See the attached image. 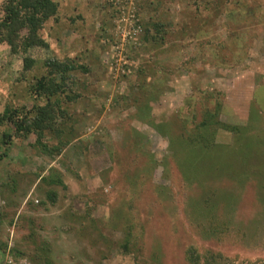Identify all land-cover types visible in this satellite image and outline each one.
Masks as SVG:
<instances>
[{"label": "rangeland", "instance_id": "rangeland-1", "mask_svg": "<svg viewBox=\"0 0 264 264\" xmlns=\"http://www.w3.org/2000/svg\"><path fill=\"white\" fill-rule=\"evenodd\" d=\"M54 2L46 46L0 41V115L48 102L30 90L61 80L49 62L75 66L58 96L63 151L36 135L0 143V264H188L190 247L264 264V0ZM210 112L231 130L207 150Z\"/></svg>", "mask_w": 264, "mask_h": 264}, {"label": "trees", "instance_id": "trees-1", "mask_svg": "<svg viewBox=\"0 0 264 264\" xmlns=\"http://www.w3.org/2000/svg\"><path fill=\"white\" fill-rule=\"evenodd\" d=\"M3 8L5 15L0 21V41L8 45L15 54L26 55L34 45L46 46L45 42L39 36V30L43 24L58 14V6L54 0H3ZM24 31H26L24 33ZM25 69H30L34 61L31 58H25ZM51 74L54 71L60 73L61 77H43L31 86L30 92L35 96V99L39 97H45L48 102L42 107L34 106L33 112L23 113L17 111H10L9 113L0 115V125L12 124L14 126V135L4 134L0 138L1 145L10 144L15 138H29L31 135L37 136V145L41 146L43 151L48 155H56L63 151L66 140H63L64 128L62 124L65 121H69L71 114L69 111L62 107L61 101L58 96L65 93V83L69 78L70 71L75 69L73 65H64L61 63L49 62ZM59 80V81H58ZM57 98L52 103V98ZM77 97H69V101H77ZM221 104L218 105V109ZM218 116L217 112H210L206 115V119L201 124V129L206 128L204 134V140L200 141V145L207 150H211L212 142L214 141L213 134L217 131V128L231 130L230 126L222 124L216 120ZM60 119V120H59ZM235 131L240 130L233 128ZM252 130V129H250ZM51 134L54 138L58 139V146H50L49 144H42L41 138L45 134ZM208 134L212 138H208ZM246 134L241 133V136ZM1 147V146H0ZM52 183V182H51ZM54 184L58 181L54 180ZM48 198L55 203L57 200L56 192H48ZM131 201V200H130ZM132 204H129V208ZM114 224L118 223V218L112 220ZM130 229V228H128ZM126 229V240L122 245V248L126 250V254H132L136 252L135 247L139 244L137 239L130 235V231ZM208 230V229H207ZM213 234H222V230H219L218 226H214L213 230H209ZM209 235V233L207 232ZM141 238V237H140ZM139 240V239H138ZM186 261L188 264H222L221 256L213 254L212 252L201 250L200 248L190 247L186 251ZM251 264H261L253 262Z\"/></svg>", "mask_w": 264, "mask_h": 264}]
</instances>
